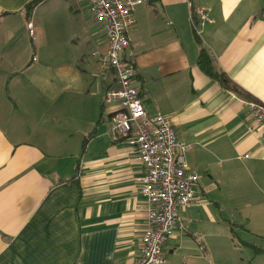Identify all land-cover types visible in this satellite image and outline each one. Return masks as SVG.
<instances>
[{"label":"crops","instance_id":"1","mask_svg":"<svg viewBox=\"0 0 264 264\" xmlns=\"http://www.w3.org/2000/svg\"><path fill=\"white\" fill-rule=\"evenodd\" d=\"M32 1L0 0V264H129L147 227L144 171L125 138L110 132L116 105L104 98L116 85L99 79L109 75L99 69L104 31L75 0L28 11ZM48 19L82 38L68 62L40 59L51 56L40 44ZM134 20L128 37L142 106L170 120L199 176L202 202L178 209L182 228L162 250L173 253L212 206L250 185L264 194V136L248 110L264 104V0H146ZM196 36L251 100L202 73ZM90 42L99 50L93 66ZM250 229L264 238L263 228Z\"/></svg>","mask_w":264,"mask_h":264},{"label":"built area","instance_id":"2","mask_svg":"<svg viewBox=\"0 0 264 264\" xmlns=\"http://www.w3.org/2000/svg\"><path fill=\"white\" fill-rule=\"evenodd\" d=\"M86 4L92 21L105 35L106 51L99 61L102 73L113 76L104 105H116L110 132L125 138L144 173L140 194L145 200L146 230L140 238L137 256L129 264H165L163 247L182 228L178 209H190L202 202L199 176L189 171L188 146L175 135L169 119L149 115L142 106L128 34L135 24V10L146 0H75ZM209 20L201 14L200 26ZM33 38V25L27 24ZM35 62L36 58L33 57ZM249 116L264 136V104L249 103Z\"/></svg>","mask_w":264,"mask_h":264},{"label":"rangeland","instance_id":"3","mask_svg":"<svg viewBox=\"0 0 264 264\" xmlns=\"http://www.w3.org/2000/svg\"><path fill=\"white\" fill-rule=\"evenodd\" d=\"M83 5L90 17L88 6ZM41 28L44 33L40 40L42 52L51 55L40 58L41 61H70L69 46H80L82 38L71 39L68 34L72 33L73 28L56 20H42ZM98 28L100 30L99 26L93 28L90 35ZM88 47L89 51L84 53L93 66L98 61L94 57L97 46L90 42ZM81 63L79 57L78 65L81 66ZM103 78L108 84L113 76L99 77L100 80ZM248 187L247 191L241 190L231 197L223 207L212 206L211 211H206L205 217L199 223H194L189 233H185L186 240L181 248H176L173 253L164 250L163 255L167 256L169 264H264V238L257 237L250 229H264V194L254 185ZM240 214L246 216L240 217ZM231 227L233 232H230Z\"/></svg>","mask_w":264,"mask_h":264},{"label":"trees","instance_id":"4","mask_svg":"<svg viewBox=\"0 0 264 264\" xmlns=\"http://www.w3.org/2000/svg\"><path fill=\"white\" fill-rule=\"evenodd\" d=\"M43 0H33L27 6L28 11H31L34 7L40 4ZM196 41L200 45V50L197 58V66L208 78L215 81L225 91L234 92L238 97L244 100H251V97L241 89H239L227 76L226 74L217 71L213 65V59L210 53L204 46L201 45L200 39L196 36ZM254 103V102H253ZM230 232H233L231 227Z\"/></svg>","mask_w":264,"mask_h":264}]
</instances>
